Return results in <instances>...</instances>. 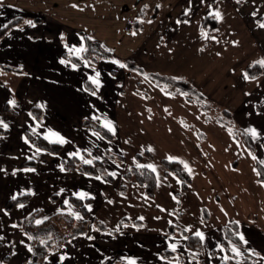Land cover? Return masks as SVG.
<instances>
[{"label": "crops", "instance_id": "crops-1", "mask_svg": "<svg viewBox=\"0 0 264 264\" xmlns=\"http://www.w3.org/2000/svg\"><path fill=\"white\" fill-rule=\"evenodd\" d=\"M176 2L0 0V30L20 20L0 38V121L8 125L4 128L0 124L7 131L0 133V207L13 196L22 194H30V200L41 194L55 207L56 203H51L49 197L56 193L64 204L68 201L65 205L73 215L81 216L69 198H79L78 194L84 192L89 199L90 222L95 219L104 227L97 230L91 225L85 234L69 239L61 249L49 254L43 264H116L117 260L125 264L129 261L221 264L230 259L237 263L245 253L254 254L256 264L264 262V228L255 227L250 216L245 217L244 211L236 207L194 135L178 121L176 100L191 101L173 96L149 81L142 79L141 82L135 74L112 63L141 59L143 63L139 64L146 71L188 82L206 99L226 106V111L236 118L241 111L246 115L242 108L246 105L248 81L244 68L249 62L241 60V52L224 42L220 32L206 34L213 35L218 42L209 56L200 55V51L206 50V41L199 44L198 40L194 41L197 34L193 37L190 32L188 37V31L180 27L174 10ZM156 4L162 8L159 17L146 16L141 20L142 29L125 30L127 22L138 20L141 9L149 15L154 7L158 9ZM29 20L34 26L25 23ZM198 31L201 33L199 26ZM85 37L110 51L114 59H102L94 68L84 61L77 64L70 61V57L81 55L82 51L75 49L84 48ZM256 47L259 52L262 50L260 44ZM97 72L101 84L98 91L90 79L96 78ZM94 91L96 95H92ZM236 99L233 107L230 106ZM10 101H15V105ZM257 105L253 106L251 115L262 111ZM84 121L103 127L111 139L102 137L90 126H82ZM241 121L248 124L247 120ZM109 122L113 131L105 127ZM253 124L262 128L263 120L255 116ZM26 133L48 142L62 137L66 143H53L61 145L60 151L67 145L70 156L35 146ZM260 147L264 149L262 141ZM108 152L120 154L122 161L110 159ZM135 155H139L140 161ZM72 156L98 159L105 171L113 169V164L112 172L116 175L110 176L114 182L104 180L101 175L61 171L62 160ZM29 160L35 162L33 167L21 165ZM161 160L175 161L182 166L191 180L186 191L181 190V181L161 165ZM256 163L259 162L255 161V168ZM132 167H146L153 172L156 180L153 198H148L133 178H124ZM27 168L35 171H24ZM256 182L264 181L257 176ZM54 187L59 189L53 191ZM118 188H123L124 193ZM229 222L236 223L238 234L247 243L240 239L237 244L230 242L226 252L222 246V227ZM168 227L186 235L201 231L205 236L204 241L200 240L201 255L186 248L182 235H168ZM172 243L177 245L176 251L169 248ZM233 246L239 249L240 256L231 252ZM28 249L26 238L20 258L30 257ZM164 250L175 255L164 258L161 255ZM177 255L183 258L180 260Z\"/></svg>", "mask_w": 264, "mask_h": 264}, {"label": "rangeland", "instance_id": "rangeland-1", "mask_svg": "<svg viewBox=\"0 0 264 264\" xmlns=\"http://www.w3.org/2000/svg\"><path fill=\"white\" fill-rule=\"evenodd\" d=\"M235 3L236 0H177L174 4V10L178 18L185 16V19L178 20L181 22L180 27L188 31V37H194L197 34L198 38H193L194 41L198 40L199 44L206 41L204 45L206 50L200 51V55L209 56L214 51V45L218 41L213 39V35L199 33V23L206 15H212L216 18L215 14L219 12L221 18L218 21L221 25V39L227 44L235 46L237 51L241 52L242 61L253 64L264 60V51H262L264 50V28L259 26L264 23V0H243L240 7H236ZM156 6L158 7L157 17H159L162 8L160 4H156ZM190 32L191 36L189 35ZM192 43L194 44V42ZM259 44L262 48L260 52L258 51L259 48L256 47ZM127 61H129L132 68L130 71L123 68L124 70L135 74L141 82L143 79L159 87L153 81L156 78L155 74L146 71L139 64L140 62L143 63L141 59L139 62ZM121 64H124V62L121 61ZM140 70L149 75L142 74ZM246 91V105L242 108L247 114L245 115L241 111V114L237 116L238 118L229 111L230 118H225L221 111L227 110V107L216 102L213 103L211 100H206L208 108H204L201 102L188 99L189 95L186 93L172 95H178L191 101L189 103L185 99L182 101L176 100L178 104L176 106L178 121L194 135L199 149L209 161L224 189L229 191V196L236 207H240L244 211L245 217L250 216V220L255 223V227L262 230L264 228V182H256L258 172L255 168V161L264 167V155L262 153L264 149L260 147V141L264 143V92H262L264 91V72L254 79H248ZM235 101L237 99L230 103V106L233 107ZM256 104H258V108H262V111L251 115V110ZM255 116L257 120H263L262 128L259 127V124H253ZM240 119L247 120L248 124ZM244 127H250L248 130L255 129L257 136L253 137ZM242 134L249 135L252 148L248 147ZM69 150L70 148L66 145L59 153L61 155L65 154L67 157L70 156L71 150ZM244 151L247 152V156L244 155ZM110 154L116 160V154ZM103 160L105 161L104 158ZM112 168L114 169L113 164ZM113 169H107L108 171H105V173L109 174ZM6 189L5 186L2 196ZM56 189L59 188L54 187L53 191ZM56 197L51 200V203H56L55 207L47 203L41 194H38L33 200H30V198L10 209H4V205L12 198L5 201L3 207H0V264H19L20 261H22L21 264H25L29 260L30 257L25 254L24 259L20 258V254L25 248V239L27 238L29 241V236L19 226V222L28 218L32 213L38 212L35 223L37 220L45 219L46 215H52L60 210H64L75 217L63 203L62 198L59 200L60 196L56 195ZM20 205H24V207H20ZM77 213H80L79 210ZM88 216L90 218L89 214ZM81 217L84 218L85 216L81 215ZM86 219L88 220V217ZM55 225L54 223L53 227ZM98 264L104 263L100 262ZM116 264L125 263L122 260H117Z\"/></svg>", "mask_w": 264, "mask_h": 264}, {"label": "trees", "instance_id": "trees-1", "mask_svg": "<svg viewBox=\"0 0 264 264\" xmlns=\"http://www.w3.org/2000/svg\"><path fill=\"white\" fill-rule=\"evenodd\" d=\"M243 0H239L237 2L236 0V7H240ZM149 16L151 19H156L158 16V9L156 7L153 8L151 13L148 15L145 9H141L138 12V20L134 22H127L124 26L125 30H139L142 29V23L141 20ZM179 20L185 19V16H181L178 18ZM20 20H14L13 22H10L7 27H4L0 30V38L14 25L19 23ZM220 25L218 19H216L212 15H206L202 18V20L199 23V30L201 33L204 34H215L218 35L220 32ZM85 51H82L81 55L79 57H70L69 60L73 63H80L81 61H84L87 63L89 67L94 68L97 63L102 59L107 60H113L114 56L111 54L110 51L105 50L99 43H96L92 41L91 39H88L85 37V45H84ZM124 62V65L126 67H123L127 71H130L132 66L130 65L129 61L122 60ZM142 74L146 75L144 71L140 70ZM264 71V66H261L259 64H250L247 65L244 68V74L248 75V79H254L262 74ZM131 73V72H129ZM156 78L153 80L157 85L165 89L170 94H177V93H186L189 95L187 97L188 99H192L196 102H201L203 104L204 108H208L206 105V98L191 84L188 82L173 79L164 75H160L157 73H154ZM149 75V74H147ZM85 86L89 89V83H85ZM32 113L35 116H38V112L33 109H31ZM221 113L225 116V118H230V114L226 110H222ZM82 126H90L95 131H97L98 134H100L104 138L111 139V134L104 129L103 127L94 124L89 121H84ZM7 131L0 127V133L4 134ZM243 138L246 140V143L249 148H252L251 139L249 135L242 134ZM26 137L28 140H31L33 144L37 147H40L42 149H45L47 151H50L51 153H58L61 149V145L58 143L48 142L42 137H36L34 135H31L29 133H26ZM107 154V153H106ZM110 159H114V156L112 154H109ZM107 155V156H108ZM135 159L137 161H140L139 155H135ZM116 160L118 162L122 161V156L120 154L116 155ZM161 165L170 173L174 174L180 181H181V190L186 191L188 189L189 184L191 183L190 177L186 173V171L182 168V166L175 161H168V160H161ZM62 167L65 169V171L68 172H78V173H85L89 175H101V177L104 180H107L109 182H114V180L111 178L109 174L105 173L104 165L103 163L98 159H93L92 164H84L79 157L72 156L70 158L64 159L61 162ZM25 167H33L35 165V162L32 160L23 162L21 164ZM256 168L258 172V179L260 181H264V168L261 164L256 163ZM125 179L133 178L136 184H138L145 195L148 198L154 197V190L156 187V180L153 172L149 170L146 167H132L130 168V171L126 174H124ZM120 189V192L123 194L124 190L123 188ZM30 198V194H22L16 197V199H10L8 200L5 205L4 209H10L20 203L26 202ZM57 198L56 195L51 196V200ZM69 201L72 205L79 208V211L81 215L84 217L82 219H76L73 216L69 215L66 211L60 210L59 212H56L52 215L47 216L45 219L41 220V224H36L35 219L37 217V211L32 213L28 218L22 220L19 222V226L28 234L29 237H32V239H29V248L32 249L30 251L31 255L28 261L25 262V264H43L45 258L51 254L60 249L64 246V244L71 238H76L80 235H83L86 233V231L89 229V227L92 225L97 230H103L102 224L97 221L93 220L92 223L89 221L88 216V209L85 207L87 205V202L89 199L84 198L80 199L75 196H70ZM88 217V220L86 219ZM90 222V223H89ZM121 224L123 221H120ZM54 223L56 224L55 227ZM89 223V225H88ZM133 224H139L137 222H133ZM222 232L224 235V239L222 240V246L225 249L226 252H228V243H239L238 238V226L234 222H229L226 225L222 227ZM166 233L169 234H179L182 235L185 239V246L188 250L198 253L201 255V244L200 239L196 237L195 235H186L183 231L177 230L175 228L168 227ZM43 241V243H42ZM162 257L170 259L172 258L175 253L164 250L161 252ZM179 259L181 260L183 257L180 255H177ZM257 257L252 253H245L242 259L235 263L233 260H229L227 262L221 263V264H256L257 263ZM264 264V262L262 263Z\"/></svg>", "mask_w": 264, "mask_h": 264}, {"label": "snow or ice", "instance_id": "snow-or-ice-1", "mask_svg": "<svg viewBox=\"0 0 264 264\" xmlns=\"http://www.w3.org/2000/svg\"><path fill=\"white\" fill-rule=\"evenodd\" d=\"M237 2H239V0H237ZM0 6H2V4H0ZM73 7H76V5H73ZM158 7H159V5H158ZM186 14H187V13H186ZM215 15H216V18H217L218 20L221 18L219 12H217ZM150 22H151V21H149V23H150ZM25 23H27V24H29V25H32V21H30V20H29V21H26ZM32 26H34V25H32ZM259 26H260L261 28H264V23L260 24ZM3 27H7V25H4ZM133 34H135V33H133ZM202 35H206V34H203V33H202ZM62 38H63V37H62ZM75 51H85V49H84L83 47H81V48H79V49H75ZM63 62H64V61H61V63H63ZM112 63H114V64H119V66H120L121 68L125 67V65H124V64H120L119 61H115V60H113ZM257 63H259L261 66H264V60L258 61ZM99 75H100V73L97 72V73H96V78H90V79L92 80V83L96 86V90H97V91H98L99 88L101 87L100 81H99V79H98ZM248 78H249L248 75L245 74V79H248ZM92 95H96V92H95V91L92 92ZM10 103L13 104V105H15V101H10ZM0 124H3V122L0 121ZM3 127H4V128H7L8 125H7V124H3ZM105 127H106L109 131H113V126H112L111 122L105 124ZM248 131H249V133H250L253 137H256V136H257V132H256L255 129H249ZM33 132H35V128L33 129ZM53 135H55V134H53ZM97 135H98V134H97ZM25 142L27 143V140H26ZM53 142H58V143H60V144H64V143H66V141H65L62 137H59V136H57V137H56V140L53 141ZM39 151H40V149H37V152H39ZM74 155H79V153H75ZM80 159L82 160V162H83L84 164H92V160H87V159H84L83 157H80ZM169 159L171 160V159H173V158H172V157H169ZM253 159H255V157H253ZM147 167L151 168V170H152L153 172H155V168H153L151 165H148ZM185 167L187 168V165H185ZM64 170H65V169H64L63 167H61V171H64ZM24 171H27V172H33V171H35V169L27 168V169H24ZM13 174H15V173H13ZM109 175L115 176L116 173H115V172H112V173H109ZM95 178H96L97 180L100 179L99 176H97V177H95ZM62 191H63V190H62ZM78 196H79L80 199H84V198L87 196V194L84 193V192H80V193L78 194ZM12 198H13V199H16L15 196H13ZM109 203H111V201H109ZM65 204H68V201H65ZM20 207H24V205H20ZM85 207H88L89 210H91V209H90V206L85 205ZM74 215H75L76 219H82V217L79 216V214L74 213ZM140 219H143V217H141ZM41 223H42L41 220H37V221H36V224H38V225L41 224ZM185 231H188V229H185ZM237 235L239 236V239H240L243 243H245V244L247 243V241L245 240V238H244V236H243L242 234H237ZM195 236L198 237L201 241H204V240H205V236H204V234H203L201 231H199V230H197V231L195 232ZM28 238H29V239H32V237H28ZM88 238H89V239H92V237H88ZM185 239H187V237H185ZM42 243H43V241H42ZM169 248H170L172 251H176L177 245H176L175 243H172V244L169 245ZM28 250H29V251H32L31 248H29ZM220 250H221V251H224L223 248H221ZM231 252H232L235 256H240V255H241L239 249L236 248L235 246H233V247L231 248ZM229 258H230V257H224L223 259L227 260V259H229ZM60 259L63 260L64 257L62 256ZM129 264H135V262H134V261H129Z\"/></svg>", "mask_w": 264, "mask_h": 264}]
</instances>
